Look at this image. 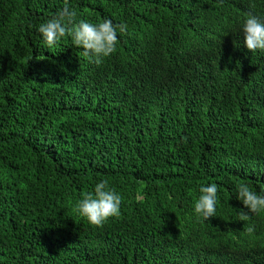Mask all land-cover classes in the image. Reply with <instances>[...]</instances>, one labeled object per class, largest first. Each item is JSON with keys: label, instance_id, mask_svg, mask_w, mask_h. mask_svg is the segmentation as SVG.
Wrapping results in <instances>:
<instances>
[{"label": "trees", "instance_id": "16d2710c", "mask_svg": "<svg viewBox=\"0 0 264 264\" xmlns=\"http://www.w3.org/2000/svg\"><path fill=\"white\" fill-rule=\"evenodd\" d=\"M65 3L126 26L101 62L36 31ZM248 13L264 0H0V264H264V211L235 198L238 182L264 188ZM99 180L122 199L97 226L74 205Z\"/></svg>", "mask_w": 264, "mask_h": 264}, {"label": "clouds", "instance_id": "9594fccd", "mask_svg": "<svg viewBox=\"0 0 264 264\" xmlns=\"http://www.w3.org/2000/svg\"><path fill=\"white\" fill-rule=\"evenodd\" d=\"M75 11L65 3L49 18L35 25L46 45L52 46L59 39L68 35L73 46L79 47L86 57L96 63L110 55L115 48L117 32L123 33L124 24H114L105 17L91 22L85 19L76 20ZM244 46L250 50L264 51V16L252 13L245 15L239 26ZM235 198L248 212L264 211V188L254 190L246 182L235 185ZM121 194L111 188L107 181L99 180L91 191L82 193L76 201L75 212L92 225H101L107 218L119 215ZM217 204V184L201 183L198 195L192 204L194 214L204 219L214 216ZM242 215H244L242 213ZM254 224H248L246 232H253Z\"/></svg>", "mask_w": 264, "mask_h": 264}]
</instances>
